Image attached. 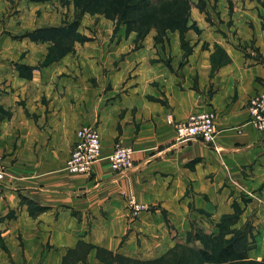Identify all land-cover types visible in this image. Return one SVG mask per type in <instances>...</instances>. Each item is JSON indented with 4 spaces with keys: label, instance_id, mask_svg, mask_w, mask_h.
<instances>
[{
    "label": "crops",
    "instance_id": "1",
    "mask_svg": "<svg viewBox=\"0 0 264 264\" xmlns=\"http://www.w3.org/2000/svg\"><path fill=\"white\" fill-rule=\"evenodd\" d=\"M230 1L231 11L226 0L216 2L213 38L228 57L216 70L202 43H191L186 57L175 43L162 53L149 42L126 56L122 40L101 61L91 55V68L102 63L107 70V92L79 90L75 77L53 76L63 91L55 111L29 101L18 107L19 93L6 96L11 116L0 124V264H103L97 248L158 257L185 242L190 221L206 216L201 212L216 220L243 197L246 212L264 214V136L246 109L264 80V7L254 9L264 0ZM8 4L0 0V16ZM201 17L191 12L193 20ZM237 42L258 50L259 59L245 57ZM78 94L85 106H78ZM204 110L216 114L214 146L174 144L169 121ZM83 126L97 129L101 159L90 175L74 176L65 163ZM116 143L133 149L131 171L110 170L105 158ZM131 197L146 210L134 215ZM80 245L88 253L78 256Z\"/></svg>",
    "mask_w": 264,
    "mask_h": 264
},
{
    "label": "rangeland",
    "instance_id": "2",
    "mask_svg": "<svg viewBox=\"0 0 264 264\" xmlns=\"http://www.w3.org/2000/svg\"><path fill=\"white\" fill-rule=\"evenodd\" d=\"M102 1L104 2L9 0L8 9L0 16V124L11 116L9 99L6 96L14 92L20 94L16 95L15 100L18 107L25 106L29 101L32 106L39 105L46 112L57 110L59 102L63 99V91L60 79L51 81L53 76L75 77L79 90L86 91L87 88L95 87L102 92L109 91L110 84L104 79L107 70L102 63L97 64L100 67L91 68V55L95 54L94 57L101 61L104 52L110 48L109 45L121 43L122 40L126 45V56L142 48L145 42H149L154 49V45L160 46L162 53H165V45L175 43L184 52L183 57H186L191 53L189 45L195 42L202 43V49L211 52L212 70L218 69L228 61L225 51L213 38L212 28L214 24L218 27L217 0H191L193 7L189 17L182 20L180 26L173 30L135 29V14L125 10V5H132L135 0H119L124 3L120 11L122 16L103 14L104 5L100 4ZM260 6L264 7V4L254 3V9H260ZM224 7L231 11L233 5L230 0H226ZM192 11L199 12L202 17L193 20ZM261 25L264 31V17L261 19ZM236 44L234 43L245 57L259 59L258 50L250 49L239 42ZM172 59L170 56L166 58L168 61ZM20 72L31 77H23ZM92 74L99 76L92 77ZM34 76L38 77L35 81ZM98 78H101V81L99 79L98 82ZM79 98L81 97L78 94V106H85L87 100ZM104 101L101 99V105ZM0 158L4 179L5 165L1 152ZM76 175L82 174L74 176ZM246 202L243 197L239 202L233 201L229 210L221 212L216 220L208 218L211 213L201 212L206 216L190 221V230L185 242L176 244L162 256L131 258L113 254L102 248L96 249V256L103 264H206L198 256L197 249L204 247L203 243L208 242V237H216L233 242L235 247L248 257L246 261L230 264H264V214L256 211L246 212ZM203 224L207 225L206 228ZM195 236H200L201 241L193 240ZM89 249L87 245H80L76 252L79 256L88 253Z\"/></svg>",
    "mask_w": 264,
    "mask_h": 264
},
{
    "label": "built area",
    "instance_id": "3",
    "mask_svg": "<svg viewBox=\"0 0 264 264\" xmlns=\"http://www.w3.org/2000/svg\"><path fill=\"white\" fill-rule=\"evenodd\" d=\"M264 69V62L262 63ZM249 122L264 136V80L262 91L249 98L247 102ZM174 132L173 143L184 145L198 142L207 146H214L216 137V114L212 110L193 113L183 122L170 120ZM76 142L65 163V170L70 174L89 175L93 165L101 159V142L96 128L85 126L76 133ZM133 149L120 144L115 145L112 152L106 156L109 168L114 173H124L134 168L132 159ZM3 166L0 158V189L3 181ZM131 212L136 215L145 210L133 197L128 199Z\"/></svg>",
    "mask_w": 264,
    "mask_h": 264
},
{
    "label": "trees",
    "instance_id": "4",
    "mask_svg": "<svg viewBox=\"0 0 264 264\" xmlns=\"http://www.w3.org/2000/svg\"><path fill=\"white\" fill-rule=\"evenodd\" d=\"M100 4L104 5L102 13L106 16L112 14L113 16H122L120 11L124 3L119 2V0H104ZM125 7H127L125 10L135 14V29L173 30L180 26L179 23L182 20L189 17L193 3L191 0H135L132 5H125ZM74 27L71 26V28ZM22 68L18 69L21 70ZM20 75L31 77L30 75L24 76L21 72ZM193 240L201 241V238L195 236ZM203 246V248L197 249V253L206 264H230L248 260L246 253L238 250L233 242H226L224 239L208 237V242L203 243Z\"/></svg>",
    "mask_w": 264,
    "mask_h": 264
}]
</instances>
